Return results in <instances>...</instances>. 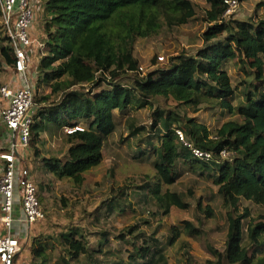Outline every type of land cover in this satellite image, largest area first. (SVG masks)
Listing matches in <instances>:
<instances>
[{
    "label": "trees",
    "instance_id": "1",
    "mask_svg": "<svg viewBox=\"0 0 264 264\" xmlns=\"http://www.w3.org/2000/svg\"><path fill=\"white\" fill-rule=\"evenodd\" d=\"M30 1L31 28L38 33L35 41L30 36L29 47V56L38 57L32 72V161L53 181L80 188L86 173L102 162L104 146L117 130L115 113L148 108V135L137 139L146 145L131 159L151 158L153 174L145 175L143 183L119 187L93 211L78 200L67 205L62 198L58 211L48 213L41 196L46 188L39 182L37 198L47 213L38 226L32 225L33 236L23 245L16 264H21L24 246L27 264H51L49 254L56 251L57 264H168L164 252L169 240L162 243L156 236L159 226L149 234L140 229L148 222L118 231L105 224L131 210L132 200L138 207L153 205L162 217L172 209L188 211L190 203L174 189L183 171L211 178L224 203L233 208L241 199L264 208V20L225 19L226 0H203L207 10L201 46L141 75L134 53L136 40L151 37L162 25L170 30L188 24L196 14L190 0ZM237 1L240 5L248 0ZM232 60L242 64L239 86H232L221 71L223 63ZM14 63L13 48L0 24V75L7 67V76L16 79ZM43 86L49 93H41ZM238 92L243 100L234 106ZM168 101L174 104L170 108ZM202 106L236 118L208 129L186 116L188 108L198 112ZM74 127L81 130L64 131ZM175 130L214 160L205 163L194 158ZM142 131L134 127L130 137L137 138ZM61 132L64 156L42 157L37 145H43L47 135ZM221 151L228 157L221 159ZM196 202L202 215L196 218L198 227L182 222L172 228L170 243L179 235L201 240V227L212 219L213 211L200 199ZM206 251L213 258L208 264H264V214L256 220L247 210L228 215L223 249L207 245Z\"/></svg>",
    "mask_w": 264,
    "mask_h": 264
},
{
    "label": "rangeland",
    "instance_id": "2",
    "mask_svg": "<svg viewBox=\"0 0 264 264\" xmlns=\"http://www.w3.org/2000/svg\"><path fill=\"white\" fill-rule=\"evenodd\" d=\"M190 1L194 4L196 14L188 24L170 30L167 26L162 25L157 33L151 37L136 40L134 53L139 62V68H141V71H139L141 75L156 68L166 67L170 58L183 52L194 51L201 46V34L206 27L204 14L207 10V5L203 0ZM229 17L236 20H247L249 18L255 21L264 20V0L245 1ZM36 34L38 35V33ZM36 34L31 28L30 36L34 41L37 39ZM37 59L38 57L32 56L29 58L28 75L32 83L34 81L32 72ZM241 67L242 64L237 60L224 62L221 66V71L227 73L232 86H239L240 80L244 76ZM5 72L0 75L2 86L15 80L12 79L13 77L9 78L7 76L9 72L7 67H5ZM13 86L17 87V84ZM49 91V88L43 86L41 93L47 94ZM242 100V94L238 92L233 105H237ZM173 105V102L168 101L167 108ZM3 107L4 103L0 100V109ZM150 114L151 110L148 108L130 110L124 114L115 113L117 130L104 146L102 162L86 173L84 184L80 188H76L67 181H53L41 169L37 161H32L30 154L33 150L29 142L27 149L21 154L22 165L28 166L33 171L36 186L39 182H44L43 187L46 189L43 190L41 196L46 201L48 213L54 212V210L58 211V207L63 205L60 202L62 198L67 202V205L73 203L74 200H78L83 205L85 204L89 211H93L102 200L114 195L119 187H124L129 183L140 184L145 182V175L153 174L149 165L151 158L146 161L143 159L135 161L131 157L137 154L143 148V145H146L137 142V139L145 138L148 135L151 125ZM186 116L187 118H193L197 123H202L208 129H212L228 119L236 118L235 116L228 117L224 113L221 114L219 110H211L210 107L206 106H202L198 112H193L188 108ZM134 127L143 128L137 138L130 137V132ZM153 142L157 145L155 140ZM7 146L8 143L4 131L0 129V150L6 149ZM37 147L40 149L42 157L49 155L62 158L66 148L63 132L48 135L43 145H37ZM1 168L2 163L0 162V171ZM174 189L184 201L190 203L191 207L188 211L172 209L168 216L162 217L153 205L145 204L138 207L132 200L131 210L128 209L125 214L112 217L110 222L105 224V228L118 231L140 221L148 222V224H141L140 229L146 230L151 234L159 226L156 236L161 238L162 243H166L169 240V245H166L164 252L168 259V264H208L207 261L213 258L207 253L206 246H213L217 250L223 249L228 215H241L247 210L250 214V219L256 220L259 215L264 214L263 207L256 206L242 199L239 200L236 208L225 204L217 187L212 183V179L205 175L199 176L198 174L183 171L182 176L174 185ZM197 199H200L202 205H208L213 211L212 219L207 220L205 225L201 227L203 232L201 240L195 241L185 235H179L170 243V239L173 238L172 228L178 227L182 222H191L195 227H198L196 218H202V215L196 211ZM55 200L57 201L55 202ZM127 203L130 202L128 201ZM44 211L46 215L47 211L45 209ZM57 219L58 216L56 215V222ZM13 226L18 231L19 226L16 223ZM34 226H38V222ZM45 227L42 231L44 234L48 232V226ZM61 228L58 227V230H61ZM29 235L30 238L27 240V245L33 236L32 229ZM25 247L27 246H24V250L18 259L21 264H27L28 262ZM49 255L51 264H57L59 253L56 251Z\"/></svg>",
    "mask_w": 264,
    "mask_h": 264
},
{
    "label": "built area",
    "instance_id": "3",
    "mask_svg": "<svg viewBox=\"0 0 264 264\" xmlns=\"http://www.w3.org/2000/svg\"><path fill=\"white\" fill-rule=\"evenodd\" d=\"M224 4L226 10L223 18L228 19L239 3L237 0H226ZM33 9L30 0H0V24L13 48L17 75L10 84L0 88V98L4 103V107L0 109V128L8 143L7 149L0 152V264H16V257L22 249V240L13 226L17 221L14 216L15 204L19 205L23 218L21 222L23 227H28V231L33 224L45 217L30 169L22 165L21 155L29 145L34 110L33 84L28 75L29 47L33 43L30 38ZM15 84L17 87L13 86ZM79 130L80 127H74L64 131L72 134ZM175 134L194 158L205 163L214 160L211 153L185 142L182 132L175 130ZM219 157L225 159L228 153L221 151Z\"/></svg>",
    "mask_w": 264,
    "mask_h": 264
},
{
    "label": "crops",
    "instance_id": "4",
    "mask_svg": "<svg viewBox=\"0 0 264 264\" xmlns=\"http://www.w3.org/2000/svg\"><path fill=\"white\" fill-rule=\"evenodd\" d=\"M47 157H50V156L48 155ZM14 216L17 219V221L15 223H16V225L19 226L18 231L16 230L15 233L21 238V240H22L21 244L24 242L21 245L23 247V245L26 244L27 243V240H29V238H30V235L29 234H30V231H31L32 226L30 228V231H28V227H23L24 224H22V222H21V220L23 218L21 216V212H20L18 203H16L15 206H14ZM36 224H33V227Z\"/></svg>",
    "mask_w": 264,
    "mask_h": 264
}]
</instances>
